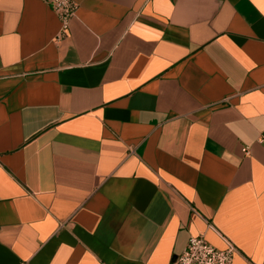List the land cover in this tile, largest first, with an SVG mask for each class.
<instances>
[{"label":"crops","instance_id":"obj_1","mask_svg":"<svg viewBox=\"0 0 264 264\" xmlns=\"http://www.w3.org/2000/svg\"><path fill=\"white\" fill-rule=\"evenodd\" d=\"M73 1L0 0V264H264V0Z\"/></svg>","mask_w":264,"mask_h":264},{"label":"built area","instance_id":"obj_2","mask_svg":"<svg viewBox=\"0 0 264 264\" xmlns=\"http://www.w3.org/2000/svg\"><path fill=\"white\" fill-rule=\"evenodd\" d=\"M48 5L57 15L61 28L55 38V42H60L67 36L70 20L78 10V4L73 0H47ZM244 154L247 150L242 149ZM234 246L227 242L226 248L217 249L208 243L204 236L190 237L184 250L177 256L171 264H233Z\"/></svg>","mask_w":264,"mask_h":264}]
</instances>
